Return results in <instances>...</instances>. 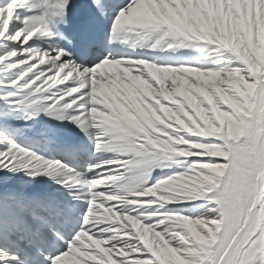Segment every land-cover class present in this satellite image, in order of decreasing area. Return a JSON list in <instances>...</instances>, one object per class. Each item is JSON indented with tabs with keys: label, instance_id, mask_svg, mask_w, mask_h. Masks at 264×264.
Instances as JSON below:
<instances>
[{
	"label": "snow or ice",
	"instance_id": "1",
	"mask_svg": "<svg viewBox=\"0 0 264 264\" xmlns=\"http://www.w3.org/2000/svg\"><path fill=\"white\" fill-rule=\"evenodd\" d=\"M0 264H264V0H0Z\"/></svg>",
	"mask_w": 264,
	"mask_h": 264
},
{
	"label": "bare ground",
	"instance_id": "2",
	"mask_svg": "<svg viewBox=\"0 0 264 264\" xmlns=\"http://www.w3.org/2000/svg\"><path fill=\"white\" fill-rule=\"evenodd\" d=\"M86 2V0H79V3H85Z\"/></svg>",
	"mask_w": 264,
	"mask_h": 264
},
{
	"label": "rangeland",
	"instance_id": "3",
	"mask_svg": "<svg viewBox=\"0 0 264 264\" xmlns=\"http://www.w3.org/2000/svg\"><path fill=\"white\" fill-rule=\"evenodd\" d=\"M111 258V257H110Z\"/></svg>",
	"mask_w": 264,
	"mask_h": 264
}]
</instances>
